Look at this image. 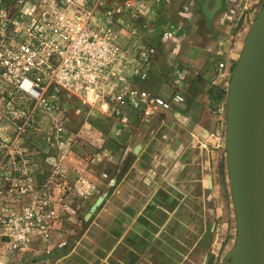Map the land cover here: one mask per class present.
Wrapping results in <instances>:
<instances>
[{
	"label": "rangeland",
	"instance_id": "1",
	"mask_svg": "<svg viewBox=\"0 0 264 264\" xmlns=\"http://www.w3.org/2000/svg\"><path fill=\"white\" fill-rule=\"evenodd\" d=\"M182 1H148L152 8L135 30L124 26L132 23L126 11L105 16L117 44L136 40L148 53L153 48L156 87L148 80L134 84L159 98L171 96L168 58L187 40L168 42L162 31L186 32L189 22L202 23L196 0L186 2L190 13L179 12ZM32 2L19 7L18 0H0V7H10L16 20L26 12L28 22ZM123 2L103 5L117 9ZM263 3L229 11L250 25ZM5 70L0 61V264H229L236 220L226 151L220 162L210 158L193 122L172 109L147 114L117 100L114 90L121 82L133 87L130 78H109L83 94L52 83L39 94L29 81L5 77ZM225 130L210 136L225 142ZM28 209L36 225L16 249L14 234L26 224Z\"/></svg>",
	"mask_w": 264,
	"mask_h": 264
},
{
	"label": "built area",
	"instance_id": "2",
	"mask_svg": "<svg viewBox=\"0 0 264 264\" xmlns=\"http://www.w3.org/2000/svg\"><path fill=\"white\" fill-rule=\"evenodd\" d=\"M27 1L18 0V6L26 5ZM148 1L124 0L121 8L105 9L103 0H33L28 22L26 12L20 13L23 19L16 20L11 16L10 7H0V45L4 46L0 50V61L6 65L3 75L15 84L29 81L30 88L36 89L39 94L52 83L83 94L109 78H130L133 87L121 82L120 87L114 90L117 100L138 108L144 107L147 114L156 112L158 107L172 109L185 100L181 86L164 99L134 84L151 79L153 48L148 53L142 42L137 43L136 40L132 43L134 45L117 44L112 23L105 21V16L112 18L116 10L126 11L132 23L124 26H132L135 30L140 26L141 15L152 8L147 5ZM152 2L158 5L165 0ZM182 2L179 12L189 13L191 9L187 0ZM182 28L179 32L166 28L162 31V38L173 43L184 40L186 34L184 31L181 33ZM214 53L217 54V51ZM224 66L223 61L217 64L219 69ZM176 72L186 75L188 68L177 66ZM212 135L216 137V133ZM35 218H38L35 211L28 209L26 224L14 234V248H19L28 239L35 228L36 223L32 222ZM42 228L48 235L45 224Z\"/></svg>",
	"mask_w": 264,
	"mask_h": 264
},
{
	"label": "water",
	"instance_id": "3",
	"mask_svg": "<svg viewBox=\"0 0 264 264\" xmlns=\"http://www.w3.org/2000/svg\"><path fill=\"white\" fill-rule=\"evenodd\" d=\"M225 129L236 220L234 245L225 261L264 264V3L249 26L230 76ZM101 201L99 197L86 218Z\"/></svg>",
	"mask_w": 264,
	"mask_h": 264
},
{
	"label": "crops",
	"instance_id": "4",
	"mask_svg": "<svg viewBox=\"0 0 264 264\" xmlns=\"http://www.w3.org/2000/svg\"><path fill=\"white\" fill-rule=\"evenodd\" d=\"M258 1L196 0L193 9L198 13L201 12L202 16L199 17L202 23L200 26L188 23L185 32L186 43H183L178 52L171 53L168 58L169 63L173 65L169 69L168 77L165 78L167 95L170 96L172 90L177 89L175 87L182 81V78L185 80L182 87L185 100L173 106L172 115L176 112L181 118L194 123L201 135L202 144L215 162L222 160L225 146L224 142H218V139L211 137L210 133L220 131L222 135L224 134L225 105L230 73L241 52L247 28L250 26L246 18L236 16L242 12L241 8L248 4L256 5ZM230 9L233 11L237 9L238 14H233L229 11ZM140 22L141 19L139 24ZM182 29L181 33H184L182 32L184 27ZM121 41L124 40L121 39ZM214 49L217 54H212ZM220 61L225 63L223 69L217 67ZM153 64L155 68L157 58ZM174 64L180 68L187 65L188 73L183 75L179 72L181 78L177 79ZM150 78L149 88L156 87L159 77L157 74H152ZM138 145L140 149L135 148L137 152L142 147L141 144Z\"/></svg>",
	"mask_w": 264,
	"mask_h": 264
},
{
	"label": "bare ground",
	"instance_id": "5",
	"mask_svg": "<svg viewBox=\"0 0 264 264\" xmlns=\"http://www.w3.org/2000/svg\"><path fill=\"white\" fill-rule=\"evenodd\" d=\"M140 149V146L138 145L137 147H136V150H139ZM89 216V214L87 215V217Z\"/></svg>",
	"mask_w": 264,
	"mask_h": 264
}]
</instances>
